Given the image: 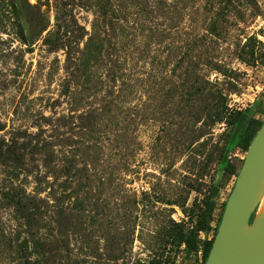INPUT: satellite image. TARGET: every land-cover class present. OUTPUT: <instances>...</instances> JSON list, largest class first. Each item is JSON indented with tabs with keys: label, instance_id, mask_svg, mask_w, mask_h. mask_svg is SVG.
<instances>
[{
	"label": "rangeland",
	"instance_id": "1",
	"mask_svg": "<svg viewBox=\"0 0 264 264\" xmlns=\"http://www.w3.org/2000/svg\"><path fill=\"white\" fill-rule=\"evenodd\" d=\"M235 110L264 120V0H0V264H201Z\"/></svg>",
	"mask_w": 264,
	"mask_h": 264
},
{
	"label": "water",
	"instance_id": "2",
	"mask_svg": "<svg viewBox=\"0 0 264 264\" xmlns=\"http://www.w3.org/2000/svg\"><path fill=\"white\" fill-rule=\"evenodd\" d=\"M264 121L227 197L204 264H264Z\"/></svg>",
	"mask_w": 264,
	"mask_h": 264
},
{
	"label": "trees",
	"instance_id": "3",
	"mask_svg": "<svg viewBox=\"0 0 264 264\" xmlns=\"http://www.w3.org/2000/svg\"><path fill=\"white\" fill-rule=\"evenodd\" d=\"M226 120H227L228 124L234 126V132L236 134H239L238 135L239 136L238 142H239L240 147L243 149L244 152H246V150H247L252 138L254 137L256 131L259 129L262 122L264 121V120L258 121L253 116L248 115L247 113L242 112L240 110H235V111H232L231 113H229V117H227ZM242 162H241V164H242ZM220 164H223V167L230 174H234L235 176H237V173H238L240 166H241V164H240L239 169L236 170V167L234 165L230 164L227 161L226 157H224L221 160ZM225 202L223 203V208H222L221 213L219 214V217H218V224L220 222V218H221L224 206H225ZM211 211H212V206H210L209 210L207 211L208 217H210ZM200 228L201 227H199V226L197 227L198 230H200ZM214 236H215V234H214ZM214 236L212 237V239L210 241H208L205 244V249H204V253L202 255L201 264H204V262L207 258V255H208V252L211 248V244H212ZM178 238L180 239V241H183L186 244L188 249L193 248L196 244V235L189 236V238H188V236H186L184 233H181Z\"/></svg>",
	"mask_w": 264,
	"mask_h": 264
},
{
	"label": "bare ground",
	"instance_id": "4",
	"mask_svg": "<svg viewBox=\"0 0 264 264\" xmlns=\"http://www.w3.org/2000/svg\"><path fill=\"white\" fill-rule=\"evenodd\" d=\"M264 208V198H262L260 206H259V210Z\"/></svg>",
	"mask_w": 264,
	"mask_h": 264
}]
</instances>
